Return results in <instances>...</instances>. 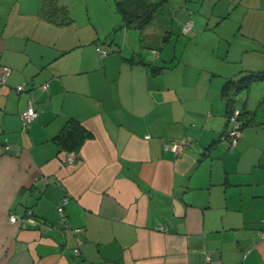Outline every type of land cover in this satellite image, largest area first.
<instances>
[{"label": "crops", "instance_id": "obj_1", "mask_svg": "<svg viewBox=\"0 0 264 264\" xmlns=\"http://www.w3.org/2000/svg\"><path fill=\"white\" fill-rule=\"evenodd\" d=\"M51 1L0 5V264H264V79L233 95L238 143L221 138L224 83L264 72V0H145L161 5L140 28L115 0L79 22L54 0L64 23ZM69 118L91 133L73 162L53 141Z\"/></svg>", "mask_w": 264, "mask_h": 264}, {"label": "trees", "instance_id": "obj_2", "mask_svg": "<svg viewBox=\"0 0 264 264\" xmlns=\"http://www.w3.org/2000/svg\"><path fill=\"white\" fill-rule=\"evenodd\" d=\"M52 1L48 17L58 23L70 21L71 17L69 10L66 7L58 6L54 0ZM160 5L161 2L153 3L145 0H115V9L121 16V25L136 26L138 28L151 20L153 14ZM58 16L59 19H57ZM152 68L155 70V67ZM255 79H264V72L248 73L240 76L238 79H228L224 83L221 91L227 104V113H230L233 109V95ZM243 124L242 120V127ZM90 136L91 133L79 120L69 118L60 131L53 137V141L56 143L59 150L77 153L84 141Z\"/></svg>", "mask_w": 264, "mask_h": 264}, {"label": "built area", "instance_id": "obj_3", "mask_svg": "<svg viewBox=\"0 0 264 264\" xmlns=\"http://www.w3.org/2000/svg\"><path fill=\"white\" fill-rule=\"evenodd\" d=\"M189 23L186 24V28L189 27ZM100 55L104 56L107 52L104 49H99ZM10 72V67L7 65H1L0 66V84H3L6 82L7 76ZM48 84L45 83L42 85V88H47ZM17 91H22L25 88V83L17 84L15 86ZM38 115L37 111L35 108L29 104L28 107L26 108L25 111L21 113V121L23 127H26L28 123H30L36 116ZM241 133H242V117H241V111L238 108H233L230 113L227 115V128L226 130L222 133L221 138L225 141L226 146L229 148L234 147L238 141L241 138ZM190 145L189 140L186 138L181 139V140H170L167 144L166 147L169 148L171 151H173L175 154L182 153L184 149ZM6 148L9 146L6 145ZM76 158V153L75 152H68L66 156V160L68 162H73ZM67 201V196H64L60 202L57 204V212L60 218V222L65 225V211H64V205ZM16 214H12L10 216V221H15L17 219ZM162 228V227H160ZM71 231L73 233H79L80 229L75 227L72 228ZM262 236H264V231L260 232ZM73 252L75 255H79L81 250H80V241L77 240L76 247L73 249Z\"/></svg>", "mask_w": 264, "mask_h": 264}, {"label": "rangeland", "instance_id": "obj_4", "mask_svg": "<svg viewBox=\"0 0 264 264\" xmlns=\"http://www.w3.org/2000/svg\"><path fill=\"white\" fill-rule=\"evenodd\" d=\"M33 1L34 0H0V5L1 3H4L6 4L5 6L10 5V7L11 5H22V6L24 5L25 6V5H32ZM63 1H67L68 3H70V6L73 8V11H75L76 13V15L74 16L77 22L80 21V20L78 21L79 18H77V16L78 17L80 16V14H82L84 18L86 17V12H85L86 7H88L93 14H97L99 12V15H100L101 12L104 10V8L108 6L109 3H114V0H63ZM74 28H77L74 30H79L80 24L77 23ZM131 32L132 30L130 31L129 34L132 35ZM128 37L133 38V35L132 36L129 35ZM169 47H167V50H169ZM106 49L109 50L107 46H106ZM145 50L147 51L149 49L146 48Z\"/></svg>", "mask_w": 264, "mask_h": 264}]
</instances>
